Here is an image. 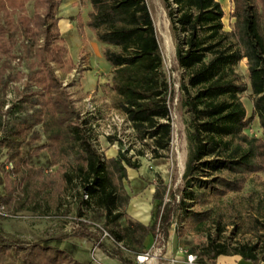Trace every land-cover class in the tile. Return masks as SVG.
<instances>
[{"label":"trees","instance_id":"1","mask_svg":"<svg viewBox=\"0 0 264 264\" xmlns=\"http://www.w3.org/2000/svg\"><path fill=\"white\" fill-rule=\"evenodd\" d=\"M81 1L90 6L85 27L104 46L103 58L112 68L106 83L111 105L127 117L136 138L145 141L154 158H167L169 81L145 0ZM162 1L177 42L180 106L186 117L188 153L180 208L186 221L200 223L209 212H192L187 201L202 207L212 198L239 193L250 175L264 171V0H231L230 33L223 30L224 11L217 0ZM29 2L33 3L31 17L26 11ZM61 4L62 0H0V155L4 149L1 167L9 168L5 178L11 181L0 193V209L35 210L25 207L29 189L36 205L41 196H56L60 203L70 195L75 217L100 224L127 250L142 252L156 222L143 225L127 214L131 197L126 169L136 170L139 165L121 151L120 144L115 158L104 156L95 146L92 119L81 116L69 91L76 82L63 85L57 76L68 75L77 66L58 29ZM243 59L248 84L235 70ZM248 88L250 116L241 100ZM254 119L260 137L246 132ZM43 151L48 166L32 168L30 160ZM19 189L27 198L18 197ZM165 191L163 183L154 189L157 213ZM255 213L251 227L264 231V199ZM167 221L168 212L160 217L162 229ZM74 238L97 241L84 224L69 234L35 242L8 239L0 226V264H81L51 245ZM259 239V243L230 248L210 238L198 257L215 263L220 256H237L259 264L264 262V236ZM99 249L120 264H132L118 249L104 245Z\"/></svg>","mask_w":264,"mask_h":264},{"label":"rangeland","instance_id":"2","mask_svg":"<svg viewBox=\"0 0 264 264\" xmlns=\"http://www.w3.org/2000/svg\"><path fill=\"white\" fill-rule=\"evenodd\" d=\"M223 11V30L230 33L234 26L233 18V4L231 0H217ZM149 9L151 18L153 20L157 41L159 44L160 52L163 58V70L169 76L171 84V93L168 99L170 111L173 117L172 121V136L174 139L173 148H169L168 157L154 158L151 150L147 147L145 141L140 142L135 133L122 134V137L129 139L131 142V152H127V156L139 164L138 158L146 159L145 162L160 163L162 165H168V171L164 173L158 171L145 175L142 177L146 187L153 186L154 189L159 183H163L166 186L163 200L161 202V208L157 213L158 201L149 203L152 208V223L154 224L158 217L168 212L167 226L163 227L162 232L168 242L167 253L174 254L178 249L194 250L195 253L201 252L205 248L210 238L214 239L216 243H226L230 248H233L237 244H254L259 243V238L264 236V231L256 232L252 229V222L256 216L255 209L259 201L264 199V171L257 175H250L243 190L239 193H228L221 198H212L210 201L202 207L195 205L192 202L187 201V209L192 212H205L208 211V218L200 223H189L183 217V212L180 208V202L183 197L184 182L182 175L185 168V163L188 153V143L186 139V117L183 113V109L180 106V92L179 86L182 78L181 71L175 64V49L176 39L171 30L170 21L167 15V10L164 7L162 0H145ZM62 5H64L62 7ZM30 5H26V9L30 11ZM78 5L73 4V0H62V4L59 8V13L63 10H69ZM62 8V9H61ZM81 10V11H80ZM90 10V6L80 3L78 9L81 20L86 19ZM58 13V16H59ZM75 19V17H73ZM75 21V20H74ZM76 24V21L74 22ZM63 24V23H62ZM75 40H74V39ZM73 38H68V53L70 58L77 64L76 70L70 74L62 76L57 73V76L61 78L63 85H69L76 82V87H69V91L72 93V97L75 100V106L77 110L81 112L82 117H88L86 114V108L88 103L86 99L89 98L90 92L81 90L80 79L84 76L82 81L84 87H88L91 84V78H101L102 81L92 91L95 92L94 97L90 100L91 104L95 107L94 115L90 116L92 119V125H95L96 119H101L109 115L111 111H116L111 105L109 98V91L107 82L109 81L111 72L109 71V64L103 58L104 46L100 43L91 44L92 36L88 33L85 37L86 42L83 43V47H80L78 37L73 35ZM237 74L241 80L248 84V73L246 60L243 59L235 68ZM173 74V75H172ZM173 84H176L178 88H175ZM14 86V90H16ZM91 91V92H92ZM247 115L250 116L252 112V97L250 89L248 88L241 98ZM102 120V119H101ZM104 127V126H103ZM38 130V129H36ZM103 130V131H102ZM104 128L98 129V134L94 132L96 138L97 148L107 157L108 150L119 151L120 142L117 137L113 138V142L109 143L108 138H103L102 134ZM125 128H122V132ZM102 132V134H100ZM249 136H261V130L257 119H254L248 131ZM98 136V137H97ZM43 141L41 138L40 143ZM171 149V150H170ZM5 150L3 149L0 155V193L4 194V187H10L11 181L5 178V173L9 170L8 167L2 168L1 164L5 161ZM110 154V153H109ZM108 158V157H107ZM32 168L37 166H48V157L43 151L37 157H33L30 160ZM4 170V171H3ZM127 173V169H126ZM127 178V176H126ZM126 189L129 195L132 197L139 196L140 198L149 201L148 194H141V190L129 187L127 179L125 181ZM5 187V188H6ZM18 197L27 198L22 190H18ZM33 190H28V198L26 199V208L33 207L35 210L26 209L17 213H11L9 211L2 210L7 216L0 219V226L4 236L8 239H19L27 242H35L43 239L58 238L62 235L69 234L75 225L71 218L74 215V204L72 197L64 196L61 202L58 203L56 196H41L39 202L36 205V198L33 196ZM162 223V222H161ZM150 224V225H151ZM220 229V231H218ZM84 240L68 239L59 242H51V245L67 252L68 259L75 260L81 264H102V258L100 252L104 256L109 257L103 252L102 249L95 251L94 260L90 253L93 242H86ZM104 246L107 249L113 248L110 244L105 243ZM259 246H261L259 244ZM128 257V256H127ZM236 257L237 256H225ZM110 258V257H109ZM217 263V260L215 261ZM220 264V263H217Z\"/></svg>","mask_w":264,"mask_h":264},{"label":"built area","instance_id":"3","mask_svg":"<svg viewBox=\"0 0 264 264\" xmlns=\"http://www.w3.org/2000/svg\"><path fill=\"white\" fill-rule=\"evenodd\" d=\"M167 77L169 81V76ZM173 85L175 88H178L176 84H173ZM170 93H171V84L169 81L168 99H169ZM91 99H92L91 96L86 99V102L88 103L87 108H86V114L93 116L95 107L91 104L90 102ZM168 99H167V106L169 109V123L171 126V136H172L173 117L170 111ZM101 119H96L95 125L92 126V128L94 129V132L98 134V136H100L98 133V129H100L101 127L104 128L105 130L103 134L102 132L100 133L102 134L103 138L117 137L118 142H120V145H121V151L131 152V147H132L131 142H129V139H125V137H122V134L130 135L134 133L132 125L127 120V117L124 114L119 113L117 111H111L109 115H106V117L101 118ZM122 128H125L123 132H122ZM173 142H174V139L173 137H171L170 148H173ZM86 198L87 196L85 195L84 199ZM0 216L2 217L7 216L3 213L2 208L0 209ZM71 220L75 225L84 224L88 226V229L97 235V241L93 244L92 249L90 251L93 257L92 258L93 260H94L95 251L99 249V246L107 243V244H110L113 248L118 249L119 251L123 252L126 256H128L131 259L132 264H217V263L200 261L197 253L192 252L188 249H178L174 254H171V253L168 254L167 253L168 242L162 232V228L160 224V216L158 217L156 221L155 230L151 236L152 240H151L150 245L144 248L142 252H138V253H134V252L127 250L121 242H117L107 232V230H105L98 223L92 222L85 218H77V217H73L71 218ZM259 264H264V262H260Z\"/></svg>","mask_w":264,"mask_h":264},{"label":"crops","instance_id":"4","mask_svg":"<svg viewBox=\"0 0 264 264\" xmlns=\"http://www.w3.org/2000/svg\"><path fill=\"white\" fill-rule=\"evenodd\" d=\"M81 2H82L81 0H73V4L78 5L77 8L73 7L69 9L68 11L63 10L62 12L59 13L58 29L60 33L62 34V36L65 38L67 47H68V40H69L68 38L72 39L73 35L78 37V41L80 42L81 48L83 47L82 46L83 43L86 42L85 37L88 33L92 36L91 44L94 46L93 43H97L93 33L90 32L85 27L87 20L86 19L84 20V18L83 20H81L80 18V15L82 16V14H79L78 9L80 8ZM28 4L30 5L29 7L30 11L27 9L26 11H27V14L31 17L33 14V3L29 2ZM63 6L64 5H62V7ZM73 17H75V19ZM78 17L80 18V25H82L81 28H79L78 26V19H77ZM74 20L76 21V24L74 23L75 22ZM109 71L110 72L112 71L111 67L109 68ZM84 76L80 79L81 81L80 89L85 92H90L88 97L90 96L94 97L95 92L92 91V88L94 89L97 85H99L102 79L100 77L91 78V84H89L88 87L85 88L82 83ZM107 153H108L107 154L108 158H115L117 156L118 151H114L111 149V150H108ZM133 159H138L140 165H139V168L136 170L127 168V182L129 184V187L136 188L137 190H141L139 191L141 192V194H143V192L146 194L149 193L148 196L146 197L149 199V201L144 200L140 198L139 196L132 197L131 195L129 205L127 207V214L129 215V217L142 223L143 225H150L152 223V208L149 203L151 202V198L154 192V187L153 186L146 187V184L144 183L142 177L148 174L150 175L151 173H156L158 171H161L164 173L166 170L168 171V165H162L160 163L153 164V162H156V161H153L151 164V162H145L146 159L138 158V157L136 158L133 157ZM74 240H80V239L74 238ZM151 240H152L151 235L145 239L144 248L150 245ZM84 241H83V244H86ZM100 257L102 258V264H120L117 260L104 256V254H102L101 252H100ZM75 260L77 261V259ZM217 263H220V264H252L251 262L244 261L239 257L236 258V257H225V256L218 257Z\"/></svg>","mask_w":264,"mask_h":264}]
</instances>
